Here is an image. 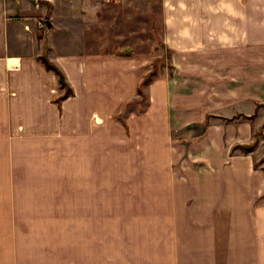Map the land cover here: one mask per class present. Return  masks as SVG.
Instances as JSON below:
<instances>
[{
	"label": "crops",
	"instance_id": "obj_1",
	"mask_svg": "<svg viewBox=\"0 0 264 264\" xmlns=\"http://www.w3.org/2000/svg\"><path fill=\"white\" fill-rule=\"evenodd\" d=\"M158 43L167 65L147 50ZM40 55L64 74L66 99L55 102L62 89ZM257 130L251 152L233 150ZM261 141L264 0H0V191L16 188L18 164L39 181L64 173L81 196L121 164L128 181L147 175V198L118 201L147 212L116 215H143L147 229L84 233L90 246L67 249L66 264H264ZM23 202L0 197V264H51L18 245L13 223L100 220L23 214ZM46 202L30 204H104Z\"/></svg>",
	"mask_w": 264,
	"mask_h": 264
},
{
	"label": "rangeland",
	"instance_id": "obj_2",
	"mask_svg": "<svg viewBox=\"0 0 264 264\" xmlns=\"http://www.w3.org/2000/svg\"><path fill=\"white\" fill-rule=\"evenodd\" d=\"M154 42V40H153ZM155 45V44H154ZM148 51H150L152 54H161L162 58H164L163 65L167 63L165 58V52L162 49V46L158 43L157 46H148ZM160 57V56H159ZM161 58V57H160ZM156 58L152 59L153 68L155 70L160 69L161 63H159L161 59H156L157 61H153ZM162 61V60H161ZM201 126L194 127L195 133L197 134L201 132ZM260 130H257L253 134V140L247 144L253 143L254 140L258 141L259 138L262 137V135L258 134ZM182 136L187 134V131L181 132ZM181 136V135H180ZM240 145V144H239ZM261 152L259 156L258 163L260 162L261 165L264 167V141H261L259 143ZM20 163L26 162L25 159H19ZM23 165H29V163H24ZM20 166V167H19ZM49 168H53L50 165ZM16 171L11 179V182H14L13 186H16L15 189H10L5 191H0V197L2 198H8V199H16L21 200L23 202V206H16L15 209H21L23 214L26 212L28 214L34 213V212H44L46 214L55 213L64 215L65 213H72V214H79L81 213H91V215H94L97 213V215L100 217L99 219H96L95 216H90L85 219L84 217L81 218L79 216H76L71 220H55L53 218H50L49 216H45V220H42L44 217H33V220H26L22 223H13L15 226L16 233L15 236L17 237L18 245L22 246L26 249H32V247H38L41 250L40 257L41 259H46V256L49 257L51 260V264H66V256H68L69 261L71 259L70 256L74 257V254H65L70 248H75L80 245H88L90 246V241L87 242V239L83 237L84 233H95L98 232L102 233H108L117 231L118 230H128V229H136L138 231L139 229H147V222L148 220L144 218V216H130L132 221H128V219L124 218H117V214H139L143 212H147L148 206H130V205H118V201L124 202L132 199H143L148 197L147 193V175L143 178L141 175H137L136 179L130 180L129 175L127 173H124L125 169L121 166L118 168L120 169L119 173H104L102 175L101 180L104 183V189L98 190H92V191H82L81 196L79 191H65L63 189V175L64 173H57L55 175H49L46 178H41L40 181L37 177H33V175L25 174L20 175L18 172L20 168H22L23 171L26 170L25 166H21L18 164L16 166ZM62 168V167H61ZM110 170L112 167L109 165H105V170ZM106 170V171H107ZM111 171V170H110ZM113 173V174H112ZM34 182V183H33ZM96 197L99 199H103L104 204L100 207H81V206H67L64 207L61 206H49V205H42L38 206H32L30 203H34L37 200H46L49 201H55V200H61L65 199L66 197ZM75 199V198H74ZM46 202V203H47ZM113 203V204H112ZM27 215V214H26ZM61 216V217H62ZM91 217L92 219H90ZM25 218H30V216H25ZM50 218V219H49ZM12 224V223H11ZM12 229V227H11ZM68 249V250H67ZM50 251V255L42 254V251ZM43 260V259H42ZM46 264V262L43 261V264Z\"/></svg>",
	"mask_w": 264,
	"mask_h": 264
},
{
	"label": "trees",
	"instance_id": "obj_3",
	"mask_svg": "<svg viewBox=\"0 0 264 264\" xmlns=\"http://www.w3.org/2000/svg\"><path fill=\"white\" fill-rule=\"evenodd\" d=\"M37 59L38 61L42 63L43 67L46 70L52 71L53 73L56 74L57 83L59 87L62 89V93L58 96L55 102H59L60 100L66 99L67 96H70L71 90L69 89L70 87L68 86V84L64 81V77H63L64 74L58 68H56V66L53 63L47 60L45 56L40 55L38 56ZM153 73H154L153 70L148 72L147 75L143 78V81L146 83L149 80L150 75H152ZM255 144H257V141L254 140V142L250 144L234 145L233 150L239 149L241 152H244L247 154V152H251V150H253V148L255 147ZM262 169L264 171V167Z\"/></svg>",
	"mask_w": 264,
	"mask_h": 264
},
{
	"label": "water",
	"instance_id": "obj_4",
	"mask_svg": "<svg viewBox=\"0 0 264 264\" xmlns=\"http://www.w3.org/2000/svg\"><path fill=\"white\" fill-rule=\"evenodd\" d=\"M46 23H47L48 26L50 25L48 22H46Z\"/></svg>",
	"mask_w": 264,
	"mask_h": 264
},
{
	"label": "built area",
	"instance_id": "obj_5",
	"mask_svg": "<svg viewBox=\"0 0 264 264\" xmlns=\"http://www.w3.org/2000/svg\"><path fill=\"white\" fill-rule=\"evenodd\" d=\"M105 1H107V0H105Z\"/></svg>",
	"mask_w": 264,
	"mask_h": 264
}]
</instances>
